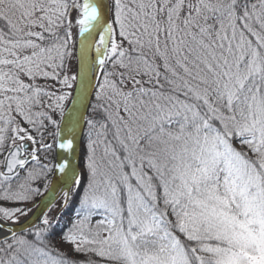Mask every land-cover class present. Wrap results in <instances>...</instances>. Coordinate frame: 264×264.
Masks as SVG:
<instances>
[{
  "label": "snow or ice",
  "instance_id": "obj_1",
  "mask_svg": "<svg viewBox=\"0 0 264 264\" xmlns=\"http://www.w3.org/2000/svg\"><path fill=\"white\" fill-rule=\"evenodd\" d=\"M0 264H264V0H0Z\"/></svg>",
  "mask_w": 264,
  "mask_h": 264
}]
</instances>
